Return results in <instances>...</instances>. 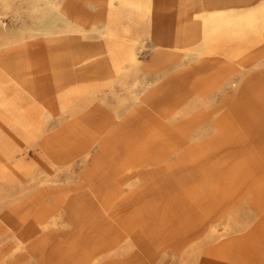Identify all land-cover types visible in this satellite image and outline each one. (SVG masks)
Masks as SVG:
<instances>
[{"label":"rangeland","instance_id":"rangeland-1","mask_svg":"<svg viewBox=\"0 0 264 264\" xmlns=\"http://www.w3.org/2000/svg\"><path fill=\"white\" fill-rule=\"evenodd\" d=\"M258 3L0 0V264H264Z\"/></svg>","mask_w":264,"mask_h":264},{"label":"bare ground","instance_id":"bare-ground-1","mask_svg":"<svg viewBox=\"0 0 264 264\" xmlns=\"http://www.w3.org/2000/svg\"><path fill=\"white\" fill-rule=\"evenodd\" d=\"M260 3L256 4L258 5L257 8L260 10L252 14V17L248 18L247 14L237 12L235 7L209 10L205 13L194 15V19L196 20L199 29L197 36L202 38L211 37L213 40H218L224 35H229L231 33H236L237 36L240 37L258 34L260 31V23H264V5L261 8V6H259Z\"/></svg>","mask_w":264,"mask_h":264}]
</instances>
